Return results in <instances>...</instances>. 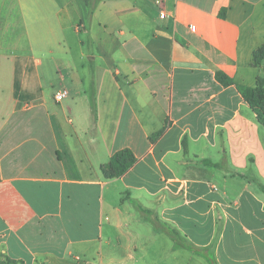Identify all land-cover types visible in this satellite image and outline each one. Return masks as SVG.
<instances>
[{"label":"crops","instance_id":"0c3cea01","mask_svg":"<svg viewBox=\"0 0 264 264\" xmlns=\"http://www.w3.org/2000/svg\"><path fill=\"white\" fill-rule=\"evenodd\" d=\"M89 1L0 0V262L264 264V0Z\"/></svg>","mask_w":264,"mask_h":264},{"label":"trees","instance_id":"16d2710c","mask_svg":"<svg viewBox=\"0 0 264 264\" xmlns=\"http://www.w3.org/2000/svg\"><path fill=\"white\" fill-rule=\"evenodd\" d=\"M98 0L89 1L90 13L94 10ZM222 16V15H221ZM254 62L259 63L262 59L258 54L253 56ZM244 100L249 104L256 115L257 123L264 128V81L257 80L256 86L253 88H243L241 90ZM91 110L96 115V105L94 93L91 92ZM137 158L129 149H122L113 154L109 161L101 167V173L105 179H118L125 175L135 164ZM264 192V187H262ZM135 208L141 212L143 216L149 219L154 227L163 230L167 233L169 238L177 245L186 250L193 251V249L186 243L178 232L169 228L166 224L160 222L157 218L152 217V213L140 207L136 202H133ZM0 264H23L22 262L6 258Z\"/></svg>","mask_w":264,"mask_h":264},{"label":"rangeland","instance_id":"374dc122","mask_svg":"<svg viewBox=\"0 0 264 264\" xmlns=\"http://www.w3.org/2000/svg\"><path fill=\"white\" fill-rule=\"evenodd\" d=\"M81 38H85V36H81ZM86 39V38H85ZM84 51H85V53H87V55H89V54H91V52H92V50H91V48H90V45H89V43L87 42V39L85 40V45H84ZM86 61H88V58L86 57ZM56 81V80H55ZM56 83H57V81H56ZM57 85V84H56ZM61 90H65V89H61ZM57 91V86H55L53 89H51L50 90V92H51V94H52V96H54V94H55V92ZM59 91V90H58ZM86 91V94H87V97H88V101H89V105H90V107H91V99H90V94L88 93L89 91H90V93L92 92V90L91 89H89L88 91H87V89L85 90ZM66 92L68 93V95H67V97L62 101V104H65L66 103V101L67 100H69L71 97H72V95H70L69 94V92H68V90H66ZM54 105L55 106H57V104L56 103H54ZM140 207H141V205H139ZM135 207V206H134ZM144 209V208H143ZM137 212H139V214H141V212L139 211V210H137V208L135 209ZM141 216H143L142 214H141ZM148 222H149V226H152L153 227V229L155 230V231H160V232H162L160 229H158L157 227H154L153 226V224L149 221V219L148 218H146L145 216H143ZM150 243H151V241H150ZM154 243V242H153ZM151 245H152V243H151ZM150 247V246H149ZM157 245L155 246V249L157 250Z\"/></svg>","mask_w":264,"mask_h":264},{"label":"built area","instance_id":"2783aa9c","mask_svg":"<svg viewBox=\"0 0 264 264\" xmlns=\"http://www.w3.org/2000/svg\"><path fill=\"white\" fill-rule=\"evenodd\" d=\"M160 17L163 18L164 14L160 13ZM68 93L66 92V90H59L56 91L53 98L55 100V102L59 103L61 101H63L66 97H67Z\"/></svg>","mask_w":264,"mask_h":264}]
</instances>
